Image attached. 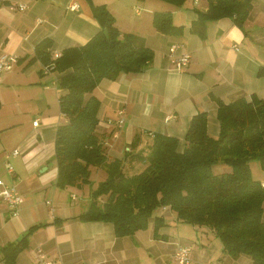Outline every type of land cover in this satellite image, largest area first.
I'll list each match as a JSON object with an SVG mask.
<instances>
[{
    "label": "crops",
    "instance_id": "obj_1",
    "mask_svg": "<svg viewBox=\"0 0 264 264\" xmlns=\"http://www.w3.org/2000/svg\"><path fill=\"white\" fill-rule=\"evenodd\" d=\"M117 3L119 8L108 0H0V57L18 55L11 69L0 70V178L23 195L17 216L0 198V264H5L2 246L19 239L33 224L41 225L30 232L28 245L17 253L14 264H34L38 246L56 264H178L173 254L180 245H189L191 258L201 262L252 264L249 254L228 253L211 227L184 221L169 205L157 207L161 221L156 231L151 219L147 226L117 236L109 221L77 217L88 208L91 187L84 193L86 183L56 186L54 139L57 126L68 120L59 108V96L66 90L57 84L61 71L45 73V63L32 57L43 38L51 40V58L65 47L87 42L101 28L93 5L105 4L121 33L142 35L153 51L142 70L102 78L89 93L100 100L95 130L108 158L131 153L130 160H124L125 171L143 167L138 157L147 152L155 132L177 136L183 145L191 116L205 111L207 131L217 136L218 99L227 103L241 96L264 98V0H252L243 28L231 16H222L208 20L202 36L191 23L198 9H207L208 0L179 5L160 0ZM156 10L170 11L182 30L158 31L152 24ZM173 43L178 44L175 54H190L180 68L168 52ZM119 116L124 117L119 128L107 120ZM13 148L19 153L12 154ZM93 168L100 170L101 179L106 176L104 168L92 166L91 172ZM260 168L255 175L258 170L250 165L259 181L264 177L261 164ZM262 207L264 222V200Z\"/></svg>",
    "mask_w": 264,
    "mask_h": 264
},
{
    "label": "trees",
    "instance_id": "obj_2",
    "mask_svg": "<svg viewBox=\"0 0 264 264\" xmlns=\"http://www.w3.org/2000/svg\"><path fill=\"white\" fill-rule=\"evenodd\" d=\"M166 1L179 5L185 0ZM208 3L207 9L197 10L191 23L201 36L208 20L222 16H231L243 28L252 7V0ZM93 14L101 28L84 44L63 48L54 59L55 69L62 72L57 84L66 90L59 96V108L68 118L55 131V184L78 187L89 182L92 166L106 171L89 192L88 208L77 217L109 221L115 235L122 236L147 226L151 219L156 231L161 221L156 209L169 205L184 221L211 227L228 253L244 252L252 264H264V186L252 176L249 165L250 159H257L264 167V98L241 96L227 103L218 99L217 136L207 131L205 111L191 116L183 145L177 136L155 132L147 152L138 157L143 167L127 172L124 160H130L131 153L126 150L122 158H108L95 130L100 100L89 93L102 78L142 70L153 51L142 35L121 33L105 4L93 5ZM152 23L164 33L182 30L168 10L154 11ZM50 45L49 38L37 42L32 59L52 60ZM218 161L230 168L215 172L212 166ZM39 225H31L19 239L2 246L5 264H14Z\"/></svg>",
    "mask_w": 264,
    "mask_h": 264
},
{
    "label": "built area",
    "instance_id": "obj_3",
    "mask_svg": "<svg viewBox=\"0 0 264 264\" xmlns=\"http://www.w3.org/2000/svg\"><path fill=\"white\" fill-rule=\"evenodd\" d=\"M194 2H198V0H193ZM24 4H19L20 8H23ZM77 4H72L71 7H76ZM178 44L173 43L170 45L168 52L171 56V60L173 61L175 67L180 68L181 66L187 64L190 60V54L189 52L182 51L178 54H175V50L177 48ZM60 52H55L52 60L49 62L43 64L42 69L45 73L50 72L55 69V57L59 56ZM18 58V55L16 54H7L0 57V70L6 71L13 67L14 63L16 62ZM110 124L115 123L117 127H120L123 124L124 117L119 116L117 119L108 118L107 119ZM34 125H37L38 118H34L32 121ZM116 135V133H114ZM12 154L19 153L18 148H13ZM6 168L8 171L13 170V166L10 162L6 163ZM260 184L264 186V177L260 180ZM0 198L5 200L7 204L9 205V208L11 209V214L13 216L18 215L19 211V205L23 201V195L20 192V190L14 185V184H7L4 180L0 178ZM174 260L178 264H222L218 260H211L207 262H201L199 260H194L190 256V246L189 245H180L178 248L174 251L173 254ZM34 264H56L53 259L46 256V254L43 252V249L38 246L35 250L34 255Z\"/></svg>",
    "mask_w": 264,
    "mask_h": 264
},
{
    "label": "rangeland",
    "instance_id": "obj_4",
    "mask_svg": "<svg viewBox=\"0 0 264 264\" xmlns=\"http://www.w3.org/2000/svg\"><path fill=\"white\" fill-rule=\"evenodd\" d=\"M109 1V3L111 4V6H113V7H115V8H119V5H118V3L117 2H121L122 0H108ZM141 1V0H140ZM160 2H162V3H164V4H167V3H169L168 1H166V0H160ZM109 7V6H108ZM159 9H162V7H160ZM115 23V22H114ZM153 24V23H152ZM112 119H117V117H115V118H112ZM111 125H113L114 127H117L116 126V124L115 123H112ZM122 126V125H121ZM120 126V127H121ZM119 128V127H118ZM117 130H114L113 131V134L114 133H116V135H117V132H116ZM249 164L250 165H252L253 167H255L257 170H258V173L257 174H255V175H259L260 174V172H262V170H261V168H260V162L257 160V159H250L249 160ZM213 170L215 171V172H219V171H222V169H229L230 167L227 165V164H225V163H223L222 161H218L217 163H215V164H213ZM101 177H102V173L100 172V170H98V171H96V169L95 168H93V170H92V172H91V174H90V180H89V182L88 183H86V185L84 186V193H85V191H86V187H91V188H93V187H95L96 186V184H97V182L101 179ZM76 191H77V193H79L78 191H81V187L80 188H78V189H76ZM88 197V196H87ZM101 198H104V196H102ZM88 201H89V198H88ZM164 206V205H163Z\"/></svg>",
    "mask_w": 264,
    "mask_h": 264
},
{
    "label": "water",
    "instance_id": "obj_5",
    "mask_svg": "<svg viewBox=\"0 0 264 264\" xmlns=\"http://www.w3.org/2000/svg\"><path fill=\"white\" fill-rule=\"evenodd\" d=\"M104 33L106 34V36L108 37V33L106 29H103Z\"/></svg>",
    "mask_w": 264,
    "mask_h": 264
}]
</instances>
